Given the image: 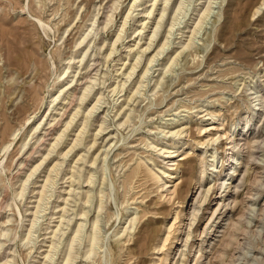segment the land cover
I'll return each instance as SVG.
<instances>
[{
  "label": "rangeland",
  "instance_id": "rangeland-1",
  "mask_svg": "<svg viewBox=\"0 0 264 264\" xmlns=\"http://www.w3.org/2000/svg\"><path fill=\"white\" fill-rule=\"evenodd\" d=\"M133 1L0 0V233L3 227L10 228L7 237L0 235L5 244L0 251V264L43 263L46 248L49 249L51 237L54 238L53 231L60 222L65 202H68L67 209H70L65 215L72 218L74 214L70 223L72 228L70 226L66 231L72 237L80 218L86 220L79 213L88 185L94 189V199L87 204L90 211L85 231L89 234L93 226L91 221L99 212L101 224L99 222L97 248L94 254L87 256L86 244L89 245L90 241L87 234L82 232L81 238L75 243V251L73 249V255L76 256L73 261H76L71 264H264V0H214L213 13L203 22L196 39L198 45L191 46H187L190 35L209 0H184L185 9L176 16L174 11L181 0H170L150 48L147 46L151 44L150 38L165 4L164 0H139L127 18L122 38L113 45ZM151 8L152 16L148 14ZM109 13L113 14L114 19L107 25ZM37 17L42 18L44 23L40 24ZM173 17H177L178 23L173 34L166 40L167 47H162L166 43V34ZM94 19L99 24L98 29L92 32L95 35L91 33L80 44ZM87 43L90 48L80 66L79 61L88 48ZM113 47L115 51L109 56ZM159 47L163 49L162 54L152 63L142 91L136 93L139 78L141 80L147 62ZM139 54L143 55L140 64L123 90L127 72ZM71 56L75 58L71 60ZM68 60L74 65L73 71L70 70L72 72H69V76H62ZM33 66L37 67L36 71L32 70ZM72 75L74 80L70 84L68 81ZM94 77L99 81H96L98 83L87 102L82 104L81 114L75 121L79 126L74 124L70 127L65 143L47 155L55 135L64 129L65 121L72 114L70 112L76 108L74 103H79V100L68 101L71 98L69 95L65 101L66 113L61 117L65 108L59 103L54 111L59 116L50 124L48 121L51 118L45 119V116L54 94L70 86L72 89L69 92L78 90L80 96L83 87ZM115 85L120 87L116 91L112 90ZM99 95L102 97L101 107L93 115L94 125L90 127L89 136L84 145L76 146L66 157L60 174L55 178L56 190H50V193L52 190L55 192L48 199L50 202L47 201L48 209L40 212L42 219L39 218L36 226L34 240L37 243L36 248H33L32 242L27 244L29 241L26 233L34 217L41 184L45 182L53 163L58 158L63 159V153L72 145L81 127L79 123L82 116L86 115ZM104 116L110 126L108 128L106 125L107 128L97 136L84 165L76 159L92 145ZM79 117H82L81 120ZM59 119L61 122L56 123ZM169 119L173 120L170 126L167 124L171 123ZM40 121H43L42 127L33 131L35 123ZM234 137L238 140V147L231 149ZM215 138L218 139L213 142ZM43 140L46 142L43 143ZM25 141H29V144L23 147ZM162 147L171 153L164 154L159 149ZM104 149L108 151L107 156L104 155ZM214 150L218 154L215 162L217 172L210 174L209 165L213 162L211 154ZM233 150L244 158L239 163L238 174L229 180L233 172L230 163ZM161 154L175 155L166 159ZM95 155L100 157L93 165L97 177L94 184L90 185L87 181L89 176L86 178L85 175H89L87 171ZM44 156L46 160L38 171L39 175L37 173L33 177L37 182L30 184L24 196H18L21 182L30 172L28 170ZM22 160L24 164H21ZM102 161H106V164ZM78 166H85L82 168L83 176L81 180L71 182L70 172ZM164 169L168 171L167 174L163 173ZM155 172L164 176V181L169 184L162 187L163 181L157 182ZM169 173H175L177 177L170 178ZM223 182L225 184L222 187ZM239 182L241 188L236 189L235 185ZM200 183L203 184L202 189ZM209 187L208 198L198 212L199 217L192 220V223L189 216L192 204L199 206L200 191L205 194ZM73 188L79 189L75 191L82 196L78 194L74 199L76 194ZM175 188L181 189L183 194L186 191V201H181L185 196L178 198ZM100 189H103L102 194ZM101 196L103 204L99 208L96 203L100 204L98 198ZM220 196L223 202H220ZM213 214L214 218L209 220ZM3 222L4 225H1ZM140 229L144 233L148 231L149 236L145 242L142 240L135 243L136 232ZM187 230H192V234L186 247ZM233 231L236 233L234 236ZM66 233L64 238H60L64 244L70 239ZM64 244L57 251L58 255L54 259L56 263L53 264H60L63 259L61 254L65 256L69 251Z\"/></svg>",
  "mask_w": 264,
  "mask_h": 264
},
{
  "label": "bare ground",
  "instance_id": "bare-ground-1",
  "mask_svg": "<svg viewBox=\"0 0 264 264\" xmlns=\"http://www.w3.org/2000/svg\"><path fill=\"white\" fill-rule=\"evenodd\" d=\"M117 1V0H116ZM169 2H170V0H164V4H165V6L163 7V9H162V14H161V16H160V19H159V21L158 22H156L157 24V26H156V29L155 30H153V35H152V37L150 38L151 39V44H147L148 46V48H150L151 46H152V39H153V37H155L156 35H157V33H158V29L161 27V20L164 18V15L166 14V11H167V6L169 5ZM139 3V0H134L133 1V3H132V5H131V7H130V9H129V13L127 14V16L125 17V20H124V22H123V25H122V29H120L121 31L119 32V34L117 35V38H116V40L114 41V44L113 45H116L115 43L118 41V40H120L121 38H122V33H123V28H124V26L126 25V23H127V18L129 17V14H130V12L132 11V9L137 5V4ZM202 3V2H201ZM214 3H216V2H214V0H209V2H208V5L206 6V8L204 9V11H203V13L201 14V16H199L200 18H199V21H198V23H197V26L192 30V34L190 35V38H189V41H188V43H187V46H191V45H194V44H197L198 42H196L197 40L196 39H198V35H199V32H200V30H201V28L203 27L202 25L204 24L203 22L205 21V19H207V17L211 14V13H213V8H214ZM183 5H184V0H181L180 1V3L178 4V6L176 7L177 8V10H176V12L174 11V13H175V16L176 15H178L180 12H183V11H181L182 9H185L184 7H183ZM185 6V5H184ZM137 7V6H136ZM40 8L42 9V6H40ZM153 8H154V5H153ZM153 8H151V10L149 11V15L151 14V16H152V12H153ZM195 8V7H194ZM261 8V7H260ZM135 9V8H134ZM190 9V8H189ZM196 9V8H195ZM157 10V9H156ZM195 11V10H194ZM146 13V12H145ZM133 14V13H132ZM147 14V13H146ZM185 14V13H184ZM37 19H38V21H39V23L40 24H43L44 23V21L42 20V18H40V17H37ZM113 19H114V17H113V14H110L109 13V15H108V19H107V25L110 23V22H112L113 21ZM150 19V18H149ZM172 19V18H171ZM99 20V19H98ZM172 23H170L171 25H170V27H168L169 29H168V34H166L167 35V37L165 38V42H166V40L168 41V39L170 38V36L173 34V30H174V28H175V26L177 25V17H173V20L171 21ZM97 25V26H96ZM143 25V24H142ZM181 25V24H180ZM187 25V24H186ZM37 26V25H36ZM98 27H99V24H98V21H97V19H94V20H92V23H91V28H90V30L89 31H86V32H88L84 37H83V39L80 41V44H82V43H84L86 40H87V38L91 35V33L92 32H94V31H96L97 29H98ZM147 27V26H146ZM183 27V26H182ZM188 27V26H187ZM51 28V27H50ZM142 28H144V27H142ZM142 30V29H141ZM181 30V29H180ZM184 31V30H183ZM142 32V31H141ZM166 32V33H167ZM183 33H185V32H183ZM92 34H94V33H92ZM98 34V33H97ZM95 35V34H94ZM184 35V34H183ZM97 36V35H96ZM187 39V38H186ZM91 40H92V38H91ZM106 40V39H105ZM79 41V40H78ZM185 41V40H184ZM154 42H155V40H154ZM170 42V41H169ZM167 43L168 42H166V43H164L163 44V46L162 47H164L165 45V47H167ZM182 43H183V41H182ZM185 43V42H184ZM172 44V43H171ZM98 45V44H97ZM97 45H95V46H97ZM162 45V44H161ZM182 45V44H181ZM198 45V44H197ZM85 46V45H84ZM87 46H88V48H87V50L84 52V55H83V57L81 58V60L79 61L81 64H80V66L83 64V61H84V58H85V56H86V54L88 53V50H89V48H90V45H89V43H87ZM182 47V46H181ZM96 48V47H95ZM147 48V49H148ZM183 48V47H182ZM146 49V50H147ZM85 50V49H84ZM97 50V49H96ZM117 50V49H116ZM141 50V49H140ZM140 50H138V51H140ZM144 50V49H143ZM201 50V49H200ZM93 51H95V50H93ZM92 51V52H93ZM115 51V47H113L112 48V50H110V53H109V56L113 53ZM138 51H137V53H138ZM157 51V50H156ZM162 51H163V49L162 50H160V47H159V49H158V51L157 52H155L151 57H150V59H149V61L147 62V66H146V68H145V70H144V72H143V74H142V77H141V80H140V78H139V85H138V87H137V90H136V93H138V92H141L142 91V88H143V86L145 85V82H146V77L148 76V73L150 72V70H151V68H152V63L153 62H155L156 60H157V57L160 55V54H162ZM165 51H166V49H165ZM176 51V50H175ZM198 52V51H197ZM90 55L92 54V53H89ZM101 54V53H100ZM198 54V53H197ZM181 55V54H180ZM185 55V54H184ZM199 55V54H198ZM98 56V55H97ZM128 56H129V54H128ZM143 55L142 54H139L138 55V57L136 58V60H135V62L133 63L132 62V66L130 67V70H129V72H127V77L125 78V80H124V82H123V90H124V88H125V85H126V82L129 80V79H131V77L134 75V73H135V70H136V68L139 66V64H140V60H141V57H142ZM178 56V55H177ZM186 56V55H185ZM197 56V55H196ZM72 57V58H71ZM71 57H69V59L71 58V60H73L75 57L74 56H71ZM180 57V56H179ZM135 58V57H134ZM173 58V57H172ZM176 58V57H175ZM68 59V58H67ZM132 59V58H131ZM66 60V59H65ZM71 60H68L69 62L66 64V67L64 68V72H62L63 74H62V76H66L67 74H68V76H69V72L71 73L73 70V67H74V65H73V63L71 62ZM106 60V59H105ZM171 60V59H170ZM179 60V59H178ZM34 61V60H33ZM78 62V63H79ZM173 62H175L174 61V58H173ZM77 63V62H76ZM168 63V62H167ZM166 63V64H167ZM172 63V62H171ZM85 64H86V62H85ZM125 64V63H124ZM131 64V63H130ZM177 64V63H176ZM163 65V64H162ZM173 65H175V63L173 64ZM172 65V66H173ZM32 66V65H31ZM79 66V65H78ZM80 66L78 67V69L80 68ZM84 66V65H83ZM165 66V65H164ZM85 67V66H84ZM167 67V66H166ZM168 67H169V65H168ZM66 69V70H65ZM76 69H77V67H76ZM94 69V68H93ZM32 70H34V71H36L37 70V67L36 66H33V69ZM63 70V69H62ZM70 70H72V71H70ZM166 70V69H165ZM30 71V70H29ZM169 71H171L170 69H169ZM164 72V71H163ZM166 72V71H165ZM75 73V72H74ZM161 73V72H160ZM126 74V73H125ZM123 75V74H122ZM31 76V75H30ZM61 77V74L58 76V79ZM72 77H73V75H72ZM71 77V78H72ZM90 77V76H89ZM93 77V76H92ZM70 78V82L68 81V83H70V84H72V82H73V80H74V77H73V79H71ZM85 78V77H84ZM87 78H88V76H87ZM19 79V78H18ZM23 79H24V77H23ZM98 78H90V81L89 82H87V84H86V86L85 87H83V86H81V87H83V92H82V94L79 96V93H77L78 92V90L76 91L75 89L74 90H72V91H70L69 92V90H71L72 89V87H67V89H60L58 92H59V94H54L55 96L51 99V101H50V103H51V105H50V108H49V111H48V113H47V115L45 116V119L48 117V119L49 118H51L48 122L51 124L52 123V121H56L57 120V112H54V111H56V109H57V106H59V103L60 104H62L63 105V107L65 108L64 109V111H63V113L61 114V117L66 113V104H65V101H66V99H68V96L70 95L71 96V98L70 99H68V101H75V100H79V103L77 102V103H74L75 104V106H76V108L74 109L72 106V108L74 109V111L73 112H70V113H72V114H69V116H70V118L68 119V118H66V119H68V120H66L65 121V123H64V129H62L58 134H56L55 135V137H54V140H52V145H51V148H49L48 149V154L47 155H49V154H52V152L54 151L55 152V149L59 146V145H61V144H63V143H65V141H66V137H67V135H69V133H67L68 132V130H69V128L70 127H72L74 124L75 125H77L78 123H76L75 121L77 120V118H78V116L81 114V109H82V104H84V102L89 98V96L91 95V93L93 92V90H94V88H95V84L96 83H98V82H96V81H99V80H97ZM78 80H80V78H78ZM123 80V79H122ZM66 81V80H65ZM86 81V80H85ZM158 81H159V79H158ZM157 81V84L159 83ZM86 83V82H85ZM102 83V82H101ZM83 84H84V82H83ZM120 84H121V82H120ZM18 85V84H17ZM97 85V84H96ZM102 85V84H101ZM122 85V84H121ZM16 86V85H15ZM74 86V85H73ZM76 86V85H75ZM79 86V85H78ZM11 87V86H10ZM81 87H79L80 89H81ZM101 87V86H100ZM12 88V87H11ZM118 88H120V87H118ZM117 87H116V85H115V88L113 87V89L112 90H114V91H116V89H118ZM57 89V88H56ZM58 89H59V87H58ZM122 89H120L121 91H122ZM15 90V89H14ZM81 91V90H80ZM96 92V91H95ZM118 92V91H117ZM119 93V92H118ZM154 93V92H153ZM67 94V95H66ZM97 94V93H96ZM95 94V95H96ZM100 94V93H99ZM101 94H104L103 92L101 93ZM98 95V94H97ZM127 96H129V95H127ZM126 96V97H127ZM97 100H96V102H94V105L92 106V107H89L90 109L87 111V113H86V115L84 116H82L83 117V119H82V121H81V123H79L80 124V126L81 127H79V131L77 130V134H76V136L72 139L73 140V143H72V145L63 153V159H60V158H58L57 160V162L56 163H53V166L48 170V169H46V171L48 170L49 172L47 173V176L46 175H44V176H46L45 177V182H43L42 184H41V189H39L40 191H38L39 192V195H40V197L38 196L37 198H39L38 199V202H37V205H36V210H35V212H34V217H33V219L30 221L31 223H30V228H29V230H28V232L26 233L27 234V244H29V243H31L32 242V247L33 248H36V241L34 240V238H35V232H36V226H37V223L39 224V218H40V212H42L43 210L44 211H46V205L48 204L47 203V201H48V199H50V197L51 196H54V190H52V192L50 193V190L53 188V189H55L54 188V183H56L55 182V178H57V176L60 174V172H61V167H62V165H63V163L65 162V159H66V157L69 155V153H71V151H73L74 149H75V147L76 146H79V145H82L83 143H84V141L86 140V138L89 136V131H90V127L92 126V125H94L93 123H94V118H93V115H95L94 113L97 111V110H99L100 109V107H101V102H102V97H101V95H99L98 96V98H96ZM118 99V98H117ZM127 99V98H126ZM125 99V100H126ZM259 99V98H258ZM63 100V102H61ZM91 100V99H90ZM58 101V102H57ZM87 102V101H86ZM127 102V101H126ZM105 103V102H104ZM261 103V102H260ZM73 104V105H74ZM122 104V103H121ZM129 104V103H128ZM127 104V105H128ZM131 104V103H130ZM129 104V105H130ZM258 104V103H257ZM124 105V104H123ZM122 105V106H123ZM133 105V104H132ZM61 106V105H60ZM86 106V105H85ZM103 106V105H102ZM255 106H257V105H255ZM254 106V107H255ZM87 107V106H86ZM120 107V106H119ZM70 108V107H69ZM114 108V107H113ZM60 109V108H59ZM71 109V108H70ZM131 109V108H130ZM105 110V109H104ZM120 110V109H119ZM127 110V109H126ZM40 111V110H39ZM46 111H47V109H46ZM61 111V110H60ZM110 111H112V110H110ZM124 112V111H123ZM59 113V112H58ZM98 113V112H97ZM125 113H126V111H125ZM106 114V113H105ZM118 114V113H117ZM124 114V113H123ZM67 115V114H66ZM256 115V114H255ZM59 116V115H58ZM101 116V115H100ZM125 116V115H124ZM129 116V115H128ZM127 116V117H128ZM37 117V116H36ZM44 117V116H43ZM67 117V116H66ZM82 117H79V119L81 120V118ZM130 117H132V116H130ZM39 118V117H38ZM101 118V117H100ZM78 119V120H79ZM172 119V118H171ZM176 119V118H175ZM40 120H41V118H40ZM96 120V119H95ZM101 120V119H100ZM170 120V119H169ZM169 120H168V122H169ZM178 120V119H177ZM176 120V121H177ZM63 121V120H62ZM102 122L100 123V128H99V130H98V132H96V134H95V138H94V140H93V143H92V145L88 148V150H86V151H84V153H79L80 154V157L78 158V159H76L77 161H80L81 160V162L82 163H84V165H85V163L87 162V158L89 157V154H90V149L94 146V144L96 143V141H97V136L98 135H101L100 133L102 132V131H104L108 126H110V125H107L108 123H106L107 122V118H106V116H104V118H103V120H101ZM171 121V123H167L168 124V126H170L169 124H171L172 125V121L173 120H170ZM58 122H61V119H59L56 123H58ZM79 122V121H78ZM167 122V121H166ZM175 122V121H174ZM36 125L33 127V131H37L39 128H41L42 127V124H43V121H40L39 123L37 122V123H35ZM62 124V123H61ZM173 124H176V123H173ZM177 124H178V121H177ZM106 125H107V127H106ZM163 125V124H162ZM161 125V126H162ZM77 126H79V125H77ZM168 126H166V127H168ZM174 126V125H173ZM180 126V125H179ZM246 126V125H245ZM55 128H56V126H54ZM62 127V128H63ZM31 128V127H30ZM109 128V127H108ZM177 128V127H176ZM53 129V128H52ZM56 129H58V128H56ZM55 129V130H56ZM170 129V128H169ZM172 129V128H171ZM59 130V129H58ZM74 130V129H73ZM92 130V129H91ZM248 130V129H247ZM32 131V130H31ZM45 131V130H44ZM51 131H53V130H51ZM55 132V131H54ZM168 132V131H167ZM183 132V131H182ZM40 133H41V131H40ZM51 133V132H50ZM53 133V132H52ZM172 133V132H171ZM179 132H176V134H178ZM234 133H235V131H234ZM16 134V133H15ZM55 134V133H54ZM72 134V133H71ZM75 134V133H74ZM168 134V133H167ZM176 134H175V136H176ZM31 135V134H30ZM53 135V134H52ZM26 136V135H25ZM36 136V135H35ZM34 136V137H35ZM41 136H43V135H41ZM40 136V137H41ZM28 137H30V136H28ZM48 137H46V139H47ZM50 138H52V137H50ZM97 138V139H96ZM167 137H165V139H166ZM172 138V137H171ZM258 138V137H257ZM27 139V138H26ZM33 139V138H32ZM49 139V138H48ZM71 139V138H70ZM69 139V140H70ZM110 139V138H109ZM218 138H215V140H213V142H215L216 140H217ZM220 139V138H219ZM243 139V138H242ZM159 140V139H158ZM162 140V139H161ZM163 141V140H162ZM183 141V140H182ZM181 141V142H182ZM257 141V140H256ZM259 141V140H258ZM264 141V140H263ZM44 142H46V141H44L43 140V143ZM168 142V141H167ZM176 142V141H175ZM209 142H210V140H209ZM233 145L231 146V149H234V148H236V147H238L237 145H238V140H237V138L236 137H234V139H233ZM111 143V142H110ZM166 143V141L165 142H162V144H165ZM257 143V142H256ZM262 143V142H261ZM29 144V141H25L24 143H23V147H26L27 145ZM48 144V143H47ZM47 144H46V146H47ZM69 144V143H68ZM171 144V143H170ZM214 144V143H213ZM67 145V144H66ZM84 145V144H83ZM155 145V144H154ZM39 146H41L40 144H39ZM42 146H43V144H42ZM31 147H33V146H31ZM64 147H66V146H64ZM108 147V146H107ZM106 147V148H107ZM6 148H7V146H6ZM38 148V147H37ZM36 148V149H37ZM166 148V147H165ZM165 148H159L162 152H164V154H166V153H171V152H169L168 150L167 151H164V149ZM35 149V150H36ZM41 149V148H40ZM63 149V148H62ZM82 149V148H81ZM84 149H85V147H84ZM163 149V150H162ZM39 150V149H38ZM57 150V149H56ZM27 151V150H26ZM37 151V150H36ZM64 151V150H63ZM82 151V150H81ZM104 151H105V149H104ZM42 152V151H41ZM77 152L78 151H76V154H77ZM206 152V151H205ZM208 152V151H207ZM212 152V151H211ZM36 153V152H35ZM34 153V154H35ZM43 153H45V152H43ZM173 153H174V151H173ZM75 154V155H76ZM103 154V153H102ZM107 154H108V151H105V156H107ZM164 154L162 155V156H164ZM230 154V153H229ZM42 155V154H41ZM101 155V154H100ZM160 154H158V156H159ZM174 155L175 154H170V155H165L164 157L167 159V158H171V157H174ZM217 152H216V150H214L213 152H212V154H211V161H213V162H211V164L209 165L210 166V168H208V169H210V174H212V173H214V172H217V169H216V165H215V162L217 161ZM231 160H230V163L232 164V167H231V169H232V171L233 172H231V177L229 178V180H232L233 179V177L235 176V175H237L238 173V170H239V163H242L241 162V160H242V158H244V157H242V156H238V154L235 152V150H233V152L231 151ZM242 155V154H241ZM252 155H254V154H252ZM24 156V155H23ZM40 156V155H39ZM57 156V155H56ZM62 156V155H61ZM96 156V155H95ZM36 157V156H35ZM99 157V155H97L94 159H93V161H92V165H90V168H89V171H87V172H90L89 173V175H85L86 176V178L88 177V184H94V182L96 181V177H97V173H96V170L93 168L94 166L93 165H95L97 162H98V159L100 158H98ZM256 157V156H255ZM21 159H23V158H21ZM55 159V158H54ZM67 159H69V158H67ZM74 159V158H73ZM27 160V159H26ZM32 160V159H31ZM30 160V161H31ZM40 160V159H39ZM45 160H46V156H44V158L42 157V160L39 162V163H37L36 165H35V163H34V165L35 166H33V168L30 170H28V171H30L29 173H28V175L26 176V178L25 179H23V181L21 182L22 184H21V188H20V190L17 192V194H18V196H24V194H25V192H26V190L29 188V186H30V184L31 183H36L37 181H35V180H33V177L34 176H36L37 175V173H38V171L40 172V170L42 169V167H43V164H44V162H45ZM70 160H72V158H70ZM173 160V159H172ZM33 161V160H32ZM54 161V160H53ZM27 162H28V160H27ZM73 162V161H72ZM75 162V161H74ZM80 162V164L82 165V163ZM105 162V163H104ZM102 161V163L105 165L106 164V161ZM19 163V162H18ZM171 163H175V162H171ZM21 164H24V161L22 160L21 161ZM28 164V163H27ZM27 164H25V166L27 165ZM46 164V163H45ZM50 164V163H49ZM66 164V163H65ZM68 164V163H67ZM66 164V165H67ZM89 164H90V162H89ZM30 165V164H29ZM52 165V164H51ZM86 165H88V164H86ZM174 165V164H173ZM172 165V166H173ZM176 165V164H175ZM32 166V165H31ZM31 166H29V167H31ZM49 166V165H48ZM47 166V167H48ZM73 166V165H72ZM71 166V167H72ZM107 166V165H106ZM106 166H105V168H106ZM70 167V166H69ZM83 167H85V166H83ZM83 167H80V166H78L77 168L76 167H73V171L72 172H70V173H72L71 174V177H72V179H70L71 180V182H74L75 180H81V178H82V176H83V173H84V169H82ZM104 167V166H103ZM180 167H182V166H180ZM241 167V166H240ZM24 168V167H23ZM104 168V169H105ZM154 168V167H153ZM165 168V167H164ZM27 169V168H26ZM163 169V168H162ZM161 169V170H162ZM170 169V168H169ZM172 169V168H171ZM106 170V169H105ZM135 170H137V168L135 169ZM43 171V170H42ZM69 171H71V170H69ZM159 171V170H158ZM203 171V170H202ZM45 172V171H44ZM167 170H163V173L164 174H167ZM70 173H68V174H70ZM85 173H86V171H85ZM178 173H179V171H178ZM177 173V174H178ZM203 173H205V170L203 171ZM43 174V173H42ZM67 174V175H68ZM141 174V173H140ZM175 173H169V177L170 178H175V177H177V175H174ZM38 175H39V173H38ZM15 176H17V175H15ZM154 176H155V178H156V180H157V182H160V181H163V185H162V187H164V186H166V185H168L169 183H168V181H164V176H162L159 172H155L154 173ZM167 176V175H166ZM14 177V176H13ZM66 177V176H65ZM41 178V177H40ZM68 178H70V177H68ZM85 178V179H86ZM35 179V178H34ZM83 180V179H82ZM203 180H204V175L201 177V179H200V181H201V183L203 182ZM85 181V180H84ZM87 181H86V184H87ZM199 181V182H200ZM238 181V180H237ZM81 182V181H80ZM205 182V181H204ZM200 183V185H201V189H202V187H203V184H201ZM60 184V183H59ZM71 184V183H70ZM77 184V183H76ZM76 184H75V186H76ZM87 184V185H88ZM224 184H225V182H223L222 183V187L224 186ZM234 184V183H233ZM72 185V184H71ZM78 185V184H77ZM104 185V184H103ZM250 185V184H249ZM70 186V185H69ZM75 186H74V188H75ZM99 186H100V184H99ZM241 186V184H240V182L239 183H236V185H235V187H236V189L238 188V187H240ZM248 186V185H247ZM71 187H73V186H71ZM78 187H80V186H78ZM73 188V189H74ZM241 188V187H240ZM248 188V187H247ZM63 189H65V188H63ZM63 189H62V191H63ZM210 187L206 190V193L205 194H203V191H200V194H201V197L198 199V203L199 202H201L200 203V205L198 206H196L195 204H192V210H191V212L189 213V216H190V220L192 221H195L196 219H197V217H199L198 216V212H199V210L200 209H202V204H203V202H205L206 200H207V198H208V193H209V191H210ZM5 190V189H4ZM56 190V189H55ZM59 190V189H58ZM70 191L72 190V189H69ZM75 190H77V189H74V191ZM86 190V189H85ZM94 190V189H93ZM93 190L89 187V185H88V190H87V192L85 191L84 193H86L85 194V201H84V199H82L84 202H80L81 203V211H80V216H85L86 217V220L84 219V218H80V221L77 223V227H76V229H73L74 230V235L72 236V237H70V234H69V237H70V239H66L67 240V243L66 244H64L63 243V241H61L62 239H60V238H62L61 236H63V238H64V234L66 233V231H67V229L71 226L70 225V223L72 222V218L74 217L73 215L74 214H72V218L70 217V215H65V212H67V210H70L69 208L67 209V205H68V202H65V204H64V207L62 208V211H63V214H62V212H61V219H60V222H58V226L56 227V229L53 231L54 232V238L52 239V237H51V242L49 243V245H48V250H47V248H46V252L47 253H45L46 255H45V258L42 260L43 261V263H41V264H53V262H55L54 261V259H55V255L58 253L57 251H59L60 249H61V245L63 246V244L64 245H66L65 246V249H66V247H68L69 248V251L67 252V254L64 256L63 254H61L62 256L61 257H63V259H62V261L60 262V264L62 263V264H71V262L76 258V256L75 255H73L74 253H73V249H74V246H75V243H77V241L81 238V236H82V232H84L85 234H87L88 233V231H85V228H86V224H87V218H88V215H89V211H90V209L87 207V204L88 203H91L92 201H93V199H94V197H93ZM98 190V189H97ZM168 190V189H167ZM175 190H176V188H175ZM6 191V190H5ZM68 191V190H67ZM69 191V192H70ZM77 191H79V189L77 190ZM176 191H178L177 193H178V198H180V197H184L185 196V193H186V191H185V193L183 194V192H182V190L180 189H178L177 188V190ZM48 192L50 193V194H48ZM96 192V191H95ZM98 192V191H97ZM101 194H102V192H103V189H100V191H99ZM222 192V191H221ZM61 193V192H60ZM251 193V192H250ZM30 194V193H29ZM38 194V193H37ZM63 194V193H62ZM75 196H74V199H75V197H77V195L78 194H81L80 192H76L75 191ZM236 194V193H235ZM2 195V194H1ZM58 195V194H57ZM56 195V196H57ZM66 195V194H65ZM71 195V192H70V194L68 195V196H70ZM37 196V195H36ZM61 196V195H60ZM81 196H82V194H81ZM196 196V195H195ZM224 196V195H223ZM1 197V196H0ZM3 197L4 196H2V199H3ZM64 197V196H63ZM251 197H252V195H251ZM57 198V197H56ZM56 198H54L55 200H56ZM66 198V197H65ZM79 198V197H78ZM98 198V197H97ZM220 198H221V196H220ZM229 198V197H228ZM73 199V198H72ZM98 199H100V201H99V203L100 204H97L96 203V205H98V207L99 208H102V204H103V197L101 196V197H99ZM98 199H96V200H98ZM105 199V198H104ZM186 199H187V197L185 196L184 198H183V200H181L182 202H184V201H186ZM197 199V198H196ZM195 199V200H196ZM53 200V199H52ZM52 200H51V202H52ZM63 200H64V198H63ZM81 200V201H82ZM253 200V199H252ZM2 201V200H1ZM35 201V200H34ZM54 201V200H53ZM59 201V200H58ZM57 201V202H58ZM67 201V200H66ZM72 201H74V200H72ZM194 201V200H193ZM48 202H50V201H48ZM195 202V201H194ZM220 202H223V199L221 198L220 199ZM54 203V202H53ZM4 204V203H3ZM8 204H10V203H8ZM52 204V203H51ZM76 204V203H75ZM74 204V205H75ZM181 204V203H180ZM179 204V205H180ZM257 203H255V205H256ZM62 205V204H61ZM77 205V204H76ZM92 205V204H91ZM231 205V204H230ZM53 206V205H52ZM51 206V207H52ZM57 206V205H56ZM72 205H70V208H72L71 207ZM1 207H3V205L1 206ZM9 207V206H8ZM7 207V208H8ZM74 207V206H73ZM76 207V206H75ZM97 207V206H96ZM224 207H225V205H224ZM57 208H59V206L57 207ZM105 208V207H104ZM149 208V207H148ZM263 208V207H262ZM2 209V208H1ZM0 209V210H1ZM48 209V208H47ZM52 209V208H51ZM60 209V208H59ZM97 209V208H96ZM252 209V208H251ZM255 209V208H254ZM10 210V209H9ZM55 210V209H54ZM147 210V209H146ZM71 211H72V209H71ZM217 211V210H216ZM251 211V210H250ZM48 212V211H47ZM50 212V211H49ZM54 212V211H53ZM73 212V211H72ZM98 212V211H97ZM5 213V212H4ZM54 213H56V212H54ZM68 213V212H67ZM101 213V212H100ZM255 213V212H254ZM262 213V212H261ZM20 214V213H19ZM75 214H77V213H75ZM94 214V213H93ZM102 214V213H101ZM135 214V213H134ZM250 214V213H249ZM188 215V214H187ZM248 215V214H247ZM9 216H11L10 214H9ZM232 216V215H231ZM262 216V215H261ZM263 216H264V214H263ZM44 217V216H43ZM79 217V216H78ZM136 217V216H135ZM248 217V216H247ZM7 218H8V216H7ZM48 218V217H47ZM92 218V217H91ZM94 218V217H93ZM103 218V217H102ZM177 218V217H176ZM214 218V214L213 215H211V218L209 219V220H211V219H213ZM239 218V217H238ZM24 219V218H23ZM40 219H42V214H41V218ZM100 214H99V212L97 213V215H96V217L94 218V220H93V222L91 221V223L93 224V226H92V229H91V231L89 232V234H87V236L89 237L88 239V241H90V244L89 245H87L86 244V247L88 248V250L86 249V254H87V256L88 257H90L92 254H94L95 253V249L97 248L95 245L97 244V241H98V238H99V225L101 224V222H100ZM135 219H137V218H135ZM9 221H10V218L8 219ZM8 220H7V222H8ZM77 220V219H76ZM215 220V219H214ZM235 220V219H234ZM249 220H251V219H249ZM253 220V219H252ZM48 221V220H47ZM52 221V220H51ZM137 221V220H136ZM193 221H192V223H193ZM238 221V220H237ZM99 222H100V224H99ZM209 222V221H208ZM48 223V222H47ZM137 223V222H136ZM239 223V222H238ZM248 223V222H247ZM76 224V223H75ZM190 224V226H191V223H189ZM1 225H4V222L1 224ZM7 225H9V224H6V226ZM50 225V224H49ZM188 225V224H187ZM212 225V224H211ZM210 225V226H211ZM64 226H66V227H64ZM102 226V225H101ZM100 226V227H101ZM144 226V225H143ZM207 226V225H206ZM89 227V226H88ZM133 227V226H132ZM193 227V226H192ZM71 228H72V226H71ZM73 228H75V227H73ZM261 228V227H260ZM0 229H1V227H0ZM48 229H49V227H48ZM89 229V228H88ZM189 229V228H188ZM192 229V228H191ZM248 229H250V228H248ZM247 230V229H246ZM245 230V231H246ZM47 231V230H46ZM188 231V230H187ZM192 231V230H191ZM191 231H188L187 232V239L185 240V246L187 247L188 246V241H189V237L191 236V234H192V232ZM1 232L2 233H0V235L2 236H5V237H7L9 234H10V228L9 227H3L2 228V230H1ZM73 232V231H72ZM152 232V231H151ZM205 231H203V233H204ZM234 232V231H233ZM247 232V231H246ZM246 232H245V234H246ZM13 233H14V231H13ZM12 233V234H13ZM37 233V232H36ZM45 233V232H44ZM66 233V234H67ZM231 233V232H230ZM238 233V232H237ZM51 234V233H50ZM67 234V235H68ZM116 234V233H115ZM128 234V233H127ZM46 235H47V232H46ZM72 235V234H71ZM136 239H135V243H137V242H140V241H146L147 240V238H148V236H149V232L148 231H146L145 233L143 232V231H141V229L138 231V233L136 232ZM232 235L234 236V235H236V233L234 232V233H232ZM240 235V234H239ZM2 236V237H3ZM11 236V235H10ZM41 236V235H40ZM135 236V235H134ZM207 236V235H206ZM229 236H231V235H229ZM242 236V235H241ZM243 236H245L244 234H243ZM58 237V239H60V241L58 240V239H56V238ZM69 237H67L66 236V238H69ZM236 237V236H235ZM234 237V238H235ZM240 237V236H239ZM24 238V237H23ZM40 238V237H39ZM133 238V237H132ZM229 239V241L231 240L230 238H228ZM12 240V239H11ZM42 240V239H41ZM40 240V241H41ZM45 240V239H44ZM171 240V239H170ZM224 240H226L225 238H224ZM239 240H241V239H239ZM245 240V239H244ZM142 241V242H143ZM246 241V240H245ZM12 242V241H11ZM23 242H25V241H23ZM48 242V241H47ZM221 242V241H220ZM224 242H226V241H224ZM231 242H232V240H231ZM237 242H239L238 240H237ZM241 242V241H240ZM248 242V241H247ZM44 243V242H43ZM86 243H87V241H86ZM89 243V242H88ZM98 243H100V242H98ZM3 244H4V241H3V239L0 237V251L2 250V247H3ZM46 244V243H45ZM236 244V243H235ZM241 244V243H240ZM248 244V243H247ZM5 245V244H4ZM26 245V244H25ZM68 245V246H67ZM184 245V244H183ZM222 245V244H221ZM42 246V245H41ZM99 246V245H98ZM230 246V245H229ZM249 246V245H248ZM39 247V246H38ZM184 247V246H183ZM64 248V247H63ZM99 248V247H98ZM194 248V247H193ZM240 248V247H239ZM239 248H237V249H239ZM251 248V247H250ZM42 249V248H41ZM65 249H64V251H65ZM236 249V248H235ZM236 249V250H237ZM5 250V249H4ZM36 250V249H35ZM85 250V249H84ZM201 247L199 248V252H201ZM204 250V249H203ZM63 251V250H62ZM64 251H63V253H64ZM74 251H75V249H74ZM101 251V250H100ZM239 251V250H238ZM248 252H249V250H247ZM5 252V251H4ZM45 252V251H44ZM198 252V251H197ZM231 252V251H230ZM233 252H234V250H233ZM85 253V252H84ZM83 253V254H84ZM182 253V252H181ZM246 253V252H245ZM231 254H233L232 252H231ZM235 254V253H234ZM3 255V254H2ZM11 255H12V253H11ZM58 255V254H57ZM56 255V256H57ZM79 255V254H78ZM98 255V254H97ZM183 255V254H182ZM235 255H237V254H235ZM240 255V254H239ZM3 256H5V255H3ZM7 256V255H6ZM10 256V255H9ZM84 256V255H83ZM233 256L234 255H232V258H233ZM2 257V256H1ZM203 257V256H202ZM231 257V256H230ZM235 258H237V257H235ZM10 259H12V258H10ZM10 259H7V261L8 260H10ZM61 259V258H60ZM81 260H82V258H80ZM240 259V258H239ZM241 259H242V257H241ZM246 259V258H245ZM256 259V258H255ZM35 260V259H34ZM81 260H80V262H81ZM97 260V259H96ZM254 260V259H253ZM2 261H3V259H2ZM14 261V260H13ZM41 261V262H42ZM76 261V260H75ZM75 261H73V263L75 262ZM83 261V260H82ZM93 261V260H92ZM15 262V261H14ZM78 262V261H77ZM181 262V261H180ZM230 262H231V260H230ZM257 262V261H256ZM1 263H3V262H1ZM7 263V262H6ZM6 263H3V264H6ZM34 263V262H33ZM56 263V262H55ZM54 263V264H55ZM72 263V264H73ZM84 263V262H83ZM82 263V264H83ZM175 263V262H174ZM173 263V264H174ZM177 263V262H176ZM263 263V262H262ZM15 264V263H14ZM252 264H254V263H252Z\"/></svg>",
  "mask_w": 264,
  "mask_h": 264
}]
</instances>
